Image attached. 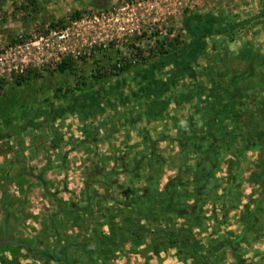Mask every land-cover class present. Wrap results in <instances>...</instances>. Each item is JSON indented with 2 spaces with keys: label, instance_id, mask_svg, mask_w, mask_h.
<instances>
[{
  "label": "rangeland",
  "instance_id": "rangeland-1",
  "mask_svg": "<svg viewBox=\"0 0 264 264\" xmlns=\"http://www.w3.org/2000/svg\"><path fill=\"white\" fill-rule=\"evenodd\" d=\"M116 3L0 0V100L18 99L0 115V258L264 264V0H152L132 33ZM197 14L212 35L192 44ZM251 55L233 102L225 72Z\"/></svg>",
  "mask_w": 264,
  "mask_h": 264
},
{
  "label": "trees",
  "instance_id": "trees-1",
  "mask_svg": "<svg viewBox=\"0 0 264 264\" xmlns=\"http://www.w3.org/2000/svg\"><path fill=\"white\" fill-rule=\"evenodd\" d=\"M80 13H77L76 16L74 17H78ZM184 29L186 30L189 38L192 40V44L193 42H199L200 40H203L202 38L203 37H208V36H211L212 35V30H211V21L210 19H208V17L206 16L205 18H202L200 15H193V16H189L185 19L184 21ZM197 27V29L195 28ZM196 29V30H195ZM188 46L186 45L185 48H187ZM183 51H171V52H166L165 54L167 55L168 54V61H171L173 63L177 62L179 57L181 56V53ZM243 60L246 62V67L243 69V71H229L227 70L225 72V74L227 72H230V76H231V79H230V82H232V85L230 87H232V90H230V95H231V98L233 100V102H238V100L240 99V97H242L243 95V92H245L244 90V86L250 82V80H246V79H250L252 77H255V65H256V59L253 57V55H251L250 57H244L243 56ZM72 68V62L70 60H64L62 61L59 65H58V71L59 72H65L66 70H69ZM126 67H121L120 69H117V68H114L117 73H113V76L115 77H119L122 73L125 72V69ZM229 68V67H227ZM225 74L223 75V77H225ZM234 75V76H233ZM147 81L144 82V84H147V86L151 85L152 83L154 84L155 82V79L153 76H151L150 74L147 75ZM233 76V77H232ZM101 78V76L99 77ZM240 78L241 79H244V83H241L240 81ZM246 78V79H245ZM226 79V77H225ZM17 84L21 85L23 80L22 78H20L19 80H16ZM229 82V83H230ZM156 83V82H155ZM173 83V79L172 77L170 76L169 79H168V83L167 84H172ZM228 83V84H229ZM228 84H226L227 86H229ZM167 87V85H165ZM150 91H153V90H150ZM186 94V93H185ZM187 96V95H186ZM149 105L152 106H155V103L156 105L159 104V106H161V103L160 101H157L155 103H153L152 101H149ZM18 103V99L16 97V95H13V96H10V97H7V98H4V99H1L0 100V115L2 114H7L9 112H11V110L15 107V105ZM143 105V104H142ZM141 103L138 104L139 107H142ZM212 112H213V115H212V118H216L217 115L219 114V111L212 107ZM86 128V127H85ZM84 132H87L88 129H83ZM258 138L260 140H264V131L260 132L258 134ZM153 205H157L159 203L153 201ZM252 214L251 213H248L247 216H250ZM247 219V218H246ZM131 227L138 231V232H141V233H145V234H148L150 236H154V237H160V235H163V237L167 240H170L171 238V234L170 233H163V234H160V233H157V234H152L148 231H141V229H139V227L137 225H131ZM177 237V236H176ZM99 242H102V243H107L108 246L112 247L114 244L112 242H110L107 238H100L98 239ZM224 242L223 243H219L217 245L218 248H221L224 246ZM195 249H198L197 245H195ZM41 255L46 258L47 260H59V257H57L56 255L54 254H51L50 252H42ZM0 262H2V264H19L17 262L16 259H4V258H0Z\"/></svg>",
  "mask_w": 264,
  "mask_h": 264
},
{
  "label": "built area",
  "instance_id": "built-area-1",
  "mask_svg": "<svg viewBox=\"0 0 264 264\" xmlns=\"http://www.w3.org/2000/svg\"><path fill=\"white\" fill-rule=\"evenodd\" d=\"M152 0H116V4L119 6V8L113 7V13L117 14V12H120L123 16L122 22L118 25L116 31L117 32H139L140 31V19L135 17L134 9H139L142 11L144 7H147V3L151 2ZM112 13V14H113ZM147 14V15H146ZM102 16H105V13L101 14ZM144 16H149L148 13H145ZM117 22V21H115ZM126 24H128L126 26ZM153 30V27H150L146 33H150V31ZM65 38V35H59L58 40H63ZM117 66L120 68L121 65L118 63Z\"/></svg>",
  "mask_w": 264,
  "mask_h": 264
},
{
  "label": "water",
  "instance_id": "water-1",
  "mask_svg": "<svg viewBox=\"0 0 264 264\" xmlns=\"http://www.w3.org/2000/svg\"><path fill=\"white\" fill-rule=\"evenodd\" d=\"M260 148H261V146H258V147L253 148L252 150H253V151H258ZM6 242H7V240H6V241H1V242H0V246H1L2 244L6 243Z\"/></svg>",
  "mask_w": 264,
  "mask_h": 264
},
{
  "label": "flooded vegetation",
  "instance_id": "flooded-vegetation-1",
  "mask_svg": "<svg viewBox=\"0 0 264 264\" xmlns=\"http://www.w3.org/2000/svg\"><path fill=\"white\" fill-rule=\"evenodd\" d=\"M1 242V241H0Z\"/></svg>",
  "mask_w": 264,
  "mask_h": 264
}]
</instances>
